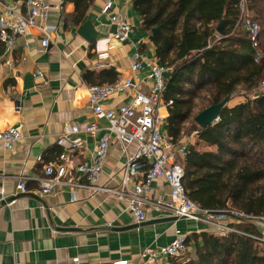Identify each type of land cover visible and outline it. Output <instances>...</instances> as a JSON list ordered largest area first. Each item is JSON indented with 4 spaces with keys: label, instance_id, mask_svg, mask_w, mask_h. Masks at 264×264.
<instances>
[{
    "label": "crops",
    "instance_id": "1",
    "mask_svg": "<svg viewBox=\"0 0 264 264\" xmlns=\"http://www.w3.org/2000/svg\"><path fill=\"white\" fill-rule=\"evenodd\" d=\"M5 1L17 4L21 13L27 14L26 0ZM43 1L59 5L47 18V23L56 26L49 32L48 48L42 46L45 35L37 26L28 27L12 51L0 40V131L19 126L23 134L12 150L0 144V264H75L76 259L77 264H114L121 260H127V264H169L168 258L148 263L141 258V253L146 247L170 243L177 231L190 235L214 232L213 228L190 218L175 219L169 211L152 206L147 219L137 223L126 201L85 188L77 189L75 196L69 186L51 194L40 192L36 178L45 175L46 165L60 162L65 150L59 145L58 137L73 124L81 128L78 136L83 146L72 152L67 176L85 182V177L78 175L77 167L92 163L97 144V137L85 128L97 122L101 127L98 136H101L107 126V121L97 119L89 107V88L131 78L140 89L147 90L145 77L149 68L144 67L134 77L131 71L134 53L140 50L145 58L160 62L149 33L143 29V15L134 9L132 0H112L114 7L110 16L102 13L108 0H94L84 21L78 25L70 19L75 11L73 2ZM4 10L0 5V15ZM112 15L124 16L135 25L129 40L117 39ZM62 20L64 26L60 24ZM82 27L90 31L91 40L80 33ZM170 76L171 72L166 79ZM133 95V90L127 88L112 94L105 105L116 107L130 103ZM232 100L235 104L242 99ZM165 101L163 97L160 112L165 118L167 133L169 106ZM194 131L174 144H193L199 150L209 146ZM130 150L133 152L134 146ZM184 159L177 157L183 165ZM124 161L122 147L111 142L99 184L118 186ZM19 176L29 177L26 193L17 189ZM133 184L130 183V188ZM170 190L166 179L159 177L144 195L154 201H165ZM228 222L234 227L240 224L234 219ZM248 222L264 234L263 223Z\"/></svg>",
    "mask_w": 264,
    "mask_h": 264
},
{
    "label": "trees",
    "instance_id": "2",
    "mask_svg": "<svg viewBox=\"0 0 264 264\" xmlns=\"http://www.w3.org/2000/svg\"><path fill=\"white\" fill-rule=\"evenodd\" d=\"M73 2L71 21L82 23L94 0ZM143 15L156 57L171 67L164 93L169 105L165 129L177 144L192 130L215 150L187 145L183 185L200 207L217 211L236 208L264 215V0H248L261 26L260 46L236 28L240 0H132ZM223 22L224 34L218 33ZM160 27L153 33L152 30ZM261 53L256 60L257 53ZM242 100L222 109L217 122L202 128L199 113L228 95ZM188 125V126H187ZM240 232L187 235L189 251L171 256L169 264H264L263 233L254 223L236 225Z\"/></svg>",
    "mask_w": 264,
    "mask_h": 264
},
{
    "label": "built area",
    "instance_id": "3",
    "mask_svg": "<svg viewBox=\"0 0 264 264\" xmlns=\"http://www.w3.org/2000/svg\"><path fill=\"white\" fill-rule=\"evenodd\" d=\"M26 4L28 11L24 15L17 4L0 0V5L5 8L4 13L0 15V40L5 43L8 51L14 49L18 38L25 34L30 26L42 29L45 35L42 40L44 48H48L51 43L49 32L55 30L56 26L47 23V18L52 10L59 8V5L49 4L43 0H26ZM113 7L114 2L108 0L102 7V13L110 16ZM239 8L240 17L236 28L244 30L249 35L253 47L258 48L261 26L251 14L248 0H240ZM111 20L116 24L117 39L122 42L129 40L135 32V25L121 15H112ZM60 24L64 26L65 21L62 20ZM260 57L261 53L258 52L255 59L259 60ZM144 67L149 68L145 77L147 90L140 89L131 78L115 84H95L89 88V107L97 119L107 121V126L105 127L106 132L101 136H98L101 127L97 122H91L85 128L87 133L97 137L92 163H81L77 167L78 175L84 176L85 182L67 176V163L70 162L72 152L83 146V141L78 136L81 128L78 124H73L58 137L59 145L65 150L60 157V162L46 165L45 175L36 178L40 192L51 194L64 186H69L74 196L79 188H85L91 192H104L126 201L137 223L147 219L148 209L152 206L159 210L165 209L177 218H190L203 222L212 227L218 235H226L230 232L244 233L229 222L226 223L228 219H234L240 223L258 221L264 224V215L253 216L231 207L217 211L207 210L188 197L183 185L185 168L181 162L177 161V157L185 158L187 155V144L176 146L172 142L164 130L165 118L160 112V105L167 87L165 73L171 72V67L147 59L140 50H136L131 65L134 77ZM261 86L264 88V82ZM127 88H131L134 94L130 103L106 107L105 101L112 94ZM172 103L173 100L165 101L167 106ZM22 137L21 127L12 126L0 131V144L12 150ZM111 142L118 143L125 155L121 169L122 179L115 187L101 185L98 182ZM132 146H134L133 152L130 150ZM140 176L143 179L134 182V179ZM159 177H164L171 188L169 199L165 201H154L144 195V192L150 189L151 183ZM27 179L29 177L19 176L18 191L22 193L28 191ZM131 182L134 184L130 188ZM188 250L187 235L177 231L170 243L161 247H146L141 253V258L148 263H155L162 258L184 256ZM127 262V260H121L114 264H127ZM75 264H77V259Z\"/></svg>",
    "mask_w": 264,
    "mask_h": 264
},
{
    "label": "water",
    "instance_id": "4",
    "mask_svg": "<svg viewBox=\"0 0 264 264\" xmlns=\"http://www.w3.org/2000/svg\"><path fill=\"white\" fill-rule=\"evenodd\" d=\"M222 28H223V22H221L218 27V31L220 34H224V30ZM159 30H160V27H156L152 30V32L156 33ZM80 33H82L89 40L92 39V37H90V34H91L90 31L87 30L85 27H82L80 29ZM230 98H231V95H228L222 101L212 104L211 106L205 108L203 111H201L195 116V121L202 128H205L209 124H213L217 122L220 118V113L222 109L228 104V102L230 101ZM174 218L176 219L177 217H174Z\"/></svg>",
    "mask_w": 264,
    "mask_h": 264
},
{
    "label": "rangeland",
    "instance_id": "5",
    "mask_svg": "<svg viewBox=\"0 0 264 264\" xmlns=\"http://www.w3.org/2000/svg\"><path fill=\"white\" fill-rule=\"evenodd\" d=\"M251 14L254 15L253 12H252V10H251ZM253 17H254V16H253ZM222 29H223V28H222ZM218 33H219V31H218ZM219 34H220V33H219ZM168 74H169V72L165 73V77H168ZM263 82H264V81H263ZM263 82H262V83H263ZM262 83H261V84H262ZM260 87L262 88L263 86L260 85ZM232 96H233L232 99H236V98H238V99H243L242 96H240V95H236V96H235V94H234V95H231V97H232ZM232 99H230V103H231V104L234 103V101H235V100H232ZM231 101H232V102H231ZM238 101H239V100H238ZM197 103H198V105H197V108H196V114H198L199 111H200V109H201V107L204 106V102H202V101H198ZM165 113H166V111L163 110V114H165ZM201 149H202V150H215L216 147H215V146H206V147L203 146V147H201ZM263 239H264V235H263ZM188 251H189V250H188Z\"/></svg>",
    "mask_w": 264,
    "mask_h": 264
}]
</instances>
